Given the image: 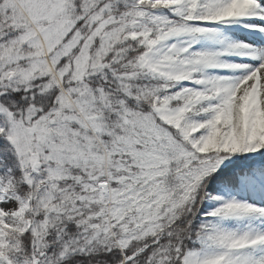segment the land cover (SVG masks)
I'll return each mask as SVG.
<instances>
[{
  "label": "snow or ice",
  "instance_id": "1",
  "mask_svg": "<svg viewBox=\"0 0 264 264\" xmlns=\"http://www.w3.org/2000/svg\"><path fill=\"white\" fill-rule=\"evenodd\" d=\"M0 264H264V0H0Z\"/></svg>",
  "mask_w": 264,
  "mask_h": 264
}]
</instances>
